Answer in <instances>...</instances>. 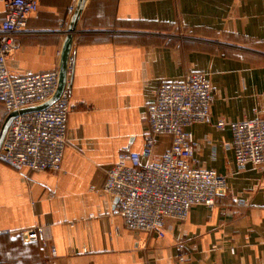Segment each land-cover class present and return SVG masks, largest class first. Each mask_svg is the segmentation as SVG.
<instances>
[{
    "label": "crops",
    "instance_id": "crops-1",
    "mask_svg": "<svg viewBox=\"0 0 264 264\" xmlns=\"http://www.w3.org/2000/svg\"><path fill=\"white\" fill-rule=\"evenodd\" d=\"M78 1L40 0L8 59L13 76L60 70ZM70 64L61 171L0 163V264H264V172L240 171L231 131L216 129L264 119V0H86ZM190 74L215 89L210 121L192 129L195 165L226 177L228 191L169 222L163 239L131 231L102 191L107 173L124 149L142 152L159 87ZM169 148L160 137L153 160ZM36 227L41 240L26 242Z\"/></svg>",
    "mask_w": 264,
    "mask_h": 264
},
{
    "label": "built area",
    "instance_id": "built-area-1",
    "mask_svg": "<svg viewBox=\"0 0 264 264\" xmlns=\"http://www.w3.org/2000/svg\"><path fill=\"white\" fill-rule=\"evenodd\" d=\"M39 7L40 0H10L6 4L0 24V104L6 116L47 103L59 86V71L16 77L7 66ZM71 69L69 62L68 78ZM70 96L67 81L49 108L14 118L0 148V163L17 171L60 172L68 146ZM214 99L215 89L205 74H190L183 82L159 87L147 107L148 133L142 152L124 149L102 189L113 199L115 212L129 230L163 239L169 222L183 224L195 207L213 209L217 198L227 193L226 177L195 165L200 146L192 129L210 121ZM216 129L231 131L229 148L240 171L251 167L264 172V119L230 124L218 121ZM160 137L170 139V148L153 160ZM43 232L36 227L24 231L23 237L26 242H37Z\"/></svg>",
    "mask_w": 264,
    "mask_h": 264
},
{
    "label": "water",
    "instance_id": "water-1",
    "mask_svg": "<svg viewBox=\"0 0 264 264\" xmlns=\"http://www.w3.org/2000/svg\"><path fill=\"white\" fill-rule=\"evenodd\" d=\"M85 3H86V0H79L78 1V5L74 11V14H73V17L71 20L69 34H68L67 40L65 42L63 52H62L61 65H60V70H59V86H58V89H57L55 95L53 96V98L51 100H49L47 103H45L43 105L33 107V108L24 109V110H21L19 112H13V113L8 114L5 117L4 122L2 124V127H1V130H0V148L2 146L4 138L7 134V131H8V129H9L14 118H16L18 115L42 111V110L49 108L52 104H54L59 99L62 92L64 91V89L67 85V81H68V66H69V62H70V53H71V47H72L73 33L76 31L77 23L80 19L82 12H83V9L85 7Z\"/></svg>",
    "mask_w": 264,
    "mask_h": 264
},
{
    "label": "rangeland",
    "instance_id": "rangeland-1",
    "mask_svg": "<svg viewBox=\"0 0 264 264\" xmlns=\"http://www.w3.org/2000/svg\"><path fill=\"white\" fill-rule=\"evenodd\" d=\"M4 119H5V117H2V118L0 119V130H1L2 124H3V122H4Z\"/></svg>",
    "mask_w": 264,
    "mask_h": 264
}]
</instances>
